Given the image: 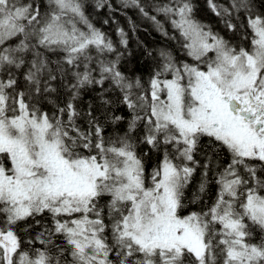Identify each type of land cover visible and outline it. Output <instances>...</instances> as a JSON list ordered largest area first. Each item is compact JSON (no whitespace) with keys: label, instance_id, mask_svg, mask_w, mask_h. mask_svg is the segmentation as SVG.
Wrapping results in <instances>:
<instances>
[{"label":"snow or ice","instance_id":"snow-or-ice-1","mask_svg":"<svg viewBox=\"0 0 264 264\" xmlns=\"http://www.w3.org/2000/svg\"><path fill=\"white\" fill-rule=\"evenodd\" d=\"M198 3L0 0V264H264V0Z\"/></svg>","mask_w":264,"mask_h":264},{"label":"trees","instance_id":"trees-1","mask_svg":"<svg viewBox=\"0 0 264 264\" xmlns=\"http://www.w3.org/2000/svg\"><path fill=\"white\" fill-rule=\"evenodd\" d=\"M91 3L92 0H88V4ZM112 3L114 6L118 7V0H112ZM197 6L200 9L198 18L202 19L205 23L211 24L215 30H220L223 27L218 22V18L208 11L205 0H199ZM88 10L91 13L93 23L102 30L106 28L107 33L113 40H118V37L114 34L117 27L123 28L128 33L129 51L132 53V56L128 58L130 62L126 63V67L128 69L135 68L137 74L145 75V77L147 75L143 65L150 64L151 61L147 60L143 53L148 49L154 50L166 46L173 50L174 55L178 54L175 51V43L163 37L155 29L154 25L150 21L141 17L135 9L123 10V14L120 11H117L114 14H109L107 9H102L99 13L95 12L92 8H89ZM129 18H131L136 25L135 32L132 31L131 25L129 24ZM105 19H109L108 24L103 23ZM169 31L171 30L169 29ZM229 35L231 34L229 33ZM198 180L199 173H197V176L193 181L192 188L195 187ZM189 195H191V188L189 189Z\"/></svg>","mask_w":264,"mask_h":264},{"label":"bare ground","instance_id":"bare-ground-1","mask_svg":"<svg viewBox=\"0 0 264 264\" xmlns=\"http://www.w3.org/2000/svg\"><path fill=\"white\" fill-rule=\"evenodd\" d=\"M220 2H223V0H220ZM103 31L107 32V31H106V28H105ZM114 34H115V36H116V30H115Z\"/></svg>","mask_w":264,"mask_h":264}]
</instances>
